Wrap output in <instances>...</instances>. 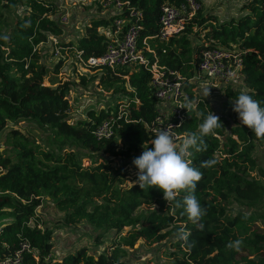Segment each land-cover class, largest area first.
Masks as SVG:
<instances>
[{
  "label": "trees",
  "instance_id": "16d2710c",
  "mask_svg": "<svg viewBox=\"0 0 264 264\" xmlns=\"http://www.w3.org/2000/svg\"><path fill=\"white\" fill-rule=\"evenodd\" d=\"M122 1L125 4L121 13L112 7L113 13L89 17L74 41L63 36L66 30L55 16L58 5L54 0H0V131L5 132L6 140L5 149L0 150V261L22 249V264H124L123 256L139 240L160 241L173 231V249L163 264H236L241 251L248 252L243 255L245 264H264V233L255 227V215L230 207L234 202L242 206L264 201V163L252 153L264 139L255 137L246 125L234 122L235 111H229L235 117L233 122L224 114L218 115L222 126L204 138L206 150L192 149L193 166L203 173L195 192L207 209L202 218L203 232L196 229L183 208L168 206L162 189L144 190L135 183L137 180L127 182L126 164L120 160L133 153L142 154L144 146L153 148L155 134L148 124L159 115L161 103L152 83L153 62L185 77L182 86L186 95L181 97L184 105H192V110L189 113L183 107L178 133H198L208 114L201 101L198 109L193 108L194 101L203 96L194 90L196 82L191 78L202 51L210 46L222 45L241 52L247 86L242 92L264 107V0H246L241 6L244 12L222 19L201 8L184 30L167 40L159 36L162 8L180 0ZM99 2L100 11L102 6L107 7L105 0ZM18 6L26 11L22 17L11 19L14 22L10 26L7 13L13 9L16 15ZM133 10L141 15H132ZM117 16L138 23L139 46L149 62L116 70L108 66L100 69L98 83L113 91L111 99H119L117 107H89L86 117L74 122L68 95L71 83L56 79L68 58L65 54L84 59L102 55L109 42L103 28L112 26ZM5 29H9L8 34ZM51 35L59 36L56 45L62 55L48 65L38 44L49 42ZM49 76L52 82L48 84ZM105 118L113 121L115 132L110 138H99L94 130ZM21 121L49 127L48 146L24 131L18 125ZM67 145L86 152L79 154ZM217 150L225 155L216 156ZM209 158H215L217 164L201 167V162ZM186 194L181 192L178 199L182 201ZM47 199L64 212L62 217L45 221L39 207ZM150 202H157L160 208L143 206ZM80 221L93 227V245L103 243L105 247L96 251L83 243L56 254V230L77 226ZM181 227L191 233L194 246L177 239ZM236 239L243 240L238 252L226 247ZM24 241L30 243L29 248H22ZM249 254L254 256L249 258Z\"/></svg>",
  "mask_w": 264,
  "mask_h": 264
},
{
  "label": "rangeland",
  "instance_id": "374dc122",
  "mask_svg": "<svg viewBox=\"0 0 264 264\" xmlns=\"http://www.w3.org/2000/svg\"><path fill=\"white\" fill-rule=\"evenodd\" d=\"M58 5V10L55 16L60 19L61 23L65 26L64 37L66 39H73L77 41L81 33L84 31L85 22L89 20V17L93 15H107L113 13L112 7H104L101 11L98 5L100 4L99 0H54ZM246 0H202V11H212L214 12L219 19L230 16H238L240 13L244 12L241 10L242 3ZM26 8L23 6H18L16 15H13V9L11 12H8V18L10 21V26L13 24V20L16 17H19L25 13ZM13 19V20H11ZM5 32L8 34L9 29H5ZM52 37H59L58 35H52ZM39 47L44 52V59L47 61L48 65H53L56 60L62 55L61 52L54 47L52 42H41L38 44ZM219 47H223L219 45ZM3 49L7 48L2 46ZM56 51V52H54ZM68 58L63 61V67L57 76V80L65 81L68 80L71 85L68 89V95L72 102V108L70 110V117L75 122L76 120L86 117V111L89 107L100 108H109L111 105L113 108L117 107L119 102L118 98L111 99L113 95L112 90H108L104 86L98 83L101 70L94 69L89 67L86 63L82 62L80 59L75 57L72 54H65ZM96 75V76H94ZM51 76L46 80L49 84L52 82L50 79ZM210 88V95L206 97L204 89ZM194 90L197 91L199 95H202V98L194 101L193 108H199V102H203L205 109L208 113L213 112L216 115L224 114L229 117L230 121L233 122L235 117L229 115V111L233 110L232 102L233 99L237 98V94L246 91L247 86L243 80V77H239L235 80L228 81H218V80H209L204 79L201 82H197ZM186 95V94H184ZM182 99V97H181ZM183 102V100H182ZM175 102L172 100H167L161 102L159 109L161 111L167 112L169 115H173ZM184 105V102H183ZM241 123L239 115L237 113L236 119ZM22 129L27 132L35 135L36 139L46 147L48 143V132L50 131L47 126H43L35 121H21L18 123ZM24 130V131H25ZM177 137V142L182 141L184 137L187 136V133ZM5 132L0 131V150H4L6 147L5 144ZM48 146V145H47ZM57 153L60 152V149L55 145L53 146ZM74 148L78 153H85L86 150L82 149L76 145H67L66 148ZM154 147V145H153ZM144 151V150H143ZM142 151V152H143ZM253 155L259 157V161L264 163V143H258V146L253 150ZM141 153H133L129 158H120V160L125 163L126 170L128 175L126 176L127 182L131 183L132 181L137 180V167L132 163L135 157L140 156ZM106 157H111L109 153H103ZM225 154L221 150L216 151V156L220 157ZM85 163H88V157L83 158ZM250 173V170L248 171ZM252 174L255 175L256 171L253 170ZM143 206L146 208H160V205L157 202L143 203ZM230 207L235 209H242L249 213H253L256 217L255 227H258V230L264 233V201L255 202L254 205H242L239 206L238 203L234 202L230 204ZM39 211L43 214L45 221H50L58 219L63 216L64 212L58 209L56 204L50 199L44 200L43 205L39 207ZM77 226H69L67 228H59L56 230L57 233V245L55 247V253L60 255L68 247L76 246L83 243H88L92 248L101 250L105 247L103 243L98 246L93 245L94 240V229L90 223L86 221H80L76 224ZM170 233L166 236L165 239L160 241L148 242L143 239L139 240L133 248H128V253L123 256L124 264H144L149 262L150 264H163L166 259H168L170 251L172 248L170 240L173 239L174 235ZM175 238V237H174ZM109 240V238H107ZM243 255H248V252L241 251L238 255V262L236 264H245L247 259ZM253 254H249V258L253 257Z\"/></svg>",
  "mask_w": 264,
  "mask_h": 264
},
{
  "label": "built area",
  "instance_id": "2783aa9c",
  "mask_svg": "<svg viewBox=\"0 0 264 264\" xmlns=\"http://www.w3.org/2000/svg\"><path fill=\"white\" fill-rule=\"evenodd\" d=\"M107 6H114L121 13V8L125 4L122 0H105ZM203 6L202 0H180L178 4H164L161 14L162 30L160 32L161 39H169L173 34L180 33L187 26L188 21ZM132 15H141L140 11L133 10ZM109 38L105 52L100 56H91L87 59L79 56L78 58L86 63L89 67L100 70L105 66L117 69L125 66H133L135 64L149 62V59L142 48L139 46L140 27L137 22L129 23L124 16H117L112 26L103 28ZM58 37L50 36V41L54 47L59 50L56 45ZM147 44V39H143ZM148 50L153 51L150 46H146ZM60 51V50H59ZM56 52V51H55ZM61 52V51H60ZM244 60L237 48H222L219 46L208 47L201 53L197 63V69L191 81L201 82L204 79L228 81L243 77L242 68ZM153 73V85L155 87V95L161 101L172 100L175 102L173 115L161 111L159 115L150 123L148 127L155 134L162 128L170 129L176 137L184 135L177 132V127L184 118L181 94H184L182 86L185 77L173 70L166 71L165 66H160L157 62H153L150 67ZM175 75L170 78L169 75ZM196 85V84H195ZM113 121L109 118L103 119L94 130L99 138H110L114 134ZM22 248H29L30 243L24 241ZM23 251L19 249L13 255H9L0 261V264H22Z\"/></svg>",
  "mask_w": 264,
  "mask_h": 264
},
{
  "label": "clouds",
  "instance_id": "9594fccd",
  "mask_svg": "<svg viewBox=\"0 0 264 264\" xmlns=\"http://www.w3.org/2000/svg\"><path fill=\"white\" fill-rule=\"evenodd\" d=\"M204 92L208 97L210 88L204 89ZM179 107L187 108L189 113L192 110L191 104ZM232 107L233 111L238 113L241 124L251 129L255 137L264 139V107L261 106L260 101L246 92H241L236 99H233ZM220 122V117L211 111L199 125L198 133H191L180 142H177V137L170 129L162 128L155 133V139L151 140L154 147L144 146L142 154L132 161L139 170L135 183L144 190L150 187L162 189L168 206L183 208L188 219L200 232H203L205 228L202 218L206 215L207 209L201 206L195 195L203 173L193 166L192 149L197 152L206 150L204 138L219 129L222 126ZM217 162L215 158H209L202 161L200 166L211 168ZM181 192L187 193L182 201L178 199ZM190 236L191 233L183 227L176 233L178 240L194 246L195 241L190 240ZM242 245L243 240L236 239L229 241L226 247L238 252Z\"/></svg>",
  "mask_w": 264,
  "mask_h": 264
}]
</instances>
